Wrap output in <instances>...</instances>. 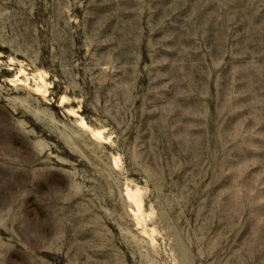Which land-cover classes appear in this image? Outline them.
<instances>
[{
  "label": "rangeland",
  "instance_id": "374dc122",
  "mask_svg": "<svg viewBox=\"0 0 264 264\" xmlns=\"http://www.w3.org/2000/svg\"><path fill=\"white\" fill-rule=\"evenodd\" d=\"M0 264H264V0H0Z\"/></svg>",
  "mask_w": 264,
  "mask_h": 264
},
{
  "label": "bare ground",
  "instance_id": "6f19581e",
  "mask_svg": "<svg viewBox=\"0 0 264 264\" xmlns=\"http://www.w3.org/2000/svg\"><path fill=\"white\" fill-rule=\"evenodd\" d=\"M95 132H98L97 130H95ZM99 134V133H98Z\"/></svg>",
  "mask_w": 264,
  "mask_h": 264
}]
</instances>
